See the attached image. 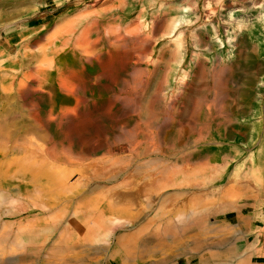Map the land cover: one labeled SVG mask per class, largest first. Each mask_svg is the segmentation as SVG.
<instances>
[{"label":"rangeland","instance_id":"rangeland-1","mask_svg":"<svg viewBox=\"0 0 264 264\" xmlns=\"http://www.w3.org/2000/svg\"><path fill=\"white\" fill-rule=\"evenodd\" d=\"M17 7L0 48L56 54L20 93L0 68V264H197L248 236L264 264V0Z\"/></svg>","mask_w":264,"mask_h":264},{"label":"bare ground","instance_id":"bare-ground-1","mask_svg":"<svg viewBox=\"0 0 264 264\" xmlns=\"http://www.w3.org/2000/svg\"><path fill=\"white\" fill-rule=\"evenodd\" d=\"M20 1H23V0H0V8L1 9H3V7H6V6H11V7H9L10 9L9 10H6V11H1L0 12V19H1V21H4V23H5V25L3 26V28H2V30L4 31V30H8L9 32H12L13 30H14V28H17L19 25H20V22L18 21V22H13V23H10V22H8L10 19H12L14 16H15V13H16V9L15 8H18L17 7V5H18V2L20 3ZM23 3V2H22ZM26 3H29V2H26ZM42 4V3H41ZM25 5H28V4H25ZM20 9V8H19ZM34 10V9H33ZM27 13V12H26ZM25 13V14H26ZM76 13V12H75ZM32 16L30 15L29 16V18H31ZM20 19V18H19ZM92 19V18H91ZM12 21V20H11ZM14 21H16V20H14ZM26 21V20H25ZM89 21V20H88ZM23 22V21H22ZM58 22V21H57ZM27 23V22H26ZM89 23V22H88ZM92 23V22H91ZM90 23V24H91ZM121 23V22H120ZM37 24V23H36ZM98 24V23H97ZM78 25V24H77ZM99 25V24H98ZM90 26V25H89ZM121 26V25H120ZM98 27V26H97ZM96 27V28H97ZM35 28V27H34ZM47 28V27H46ZM70 28V27H69ZM85 28V27H84ZM84 28H82V29H84ZM87 28V27H86ZM22 30V29H21ZM26 30V29H25ZM98 30V29H97ZM102 30V29H101ZM43 31V30H42ZM50 31V30H49ZM52 31V30H51ZM96 31V30H95ZM99 31V30H98ZM39 33V32H38ZM79 33V32H78ZM80 33H81V31H80ZM95 33V32H94ZM1 34V33H0ZM12 34V33H11ZM63 34V33H62ZM86 34V33H85ZM110 34V33H109ZM120 34V33H119ZM10 35V34H9ZM46 35V34H45ZM68 36H69V34H68ZM45 37V36H44ZM5 38V37H4ZM63 38H64V36H63ZM102 38V37H101ZM108 38H109V36H108ZM111 38V37H110ZM115 38V37H114ZM125 38V37H124ZM127 38V37H126ZM54 39V38H53ZM82 39H84V37L82 38ZM96 39V38H95ZM104 39V38H103ZM123 39V38H122ZM130 39V38H129ZM64 40V39H63ZM86 40V39H85ZM101 40V39H100ZM131 40V39H130ZM144 40V39H143ZM7 43H5V45H6V47H5V49L4 50H2L1 48H0V68H5L6 66H5V64L7 63V60H9V59H12V60H10V61H8L9 63H7V71L12 75V76H14V77H20V76H23L24 78H25V84H22V83H19L20 85L18 86V89H17V93H20L21 92V90H19V89H21L22 87H24L25 85H29V84H32L33 82L32 81H36V75H37V73L39 74L40 72H44V70L47 68H45L44 67V64H45V60H47L48 58L50 59V57H49V55L51 54L52 55V53H55V49H52V45H50L51 46V50L49 51V52H47V49H48V46H47V49L46 50H41L39 53H35V54H29L28 53V49H30V47L33 45V44H38V42H39V36H36L35 35V37H28V32H22V33H19V34H16L15 35V33L14 34H12V35H10L9 36V38L7 39ZM82 41V40H81ZM90 41H91V39H90ZM103 41V40H102ZM126 41V40H125ZM67 42V41H66ZM123 42H124V40H123ZM63 43V42H62ZM64 43H65V41H64ZM109 43V42H108ZM127 43H129V42H127ZM145 43V42H144ZM83 44V43H82ZM99 44V43H98ZM121 43H119V45H120ZM146 44V43H145ZM35 45V46H36ZM91 45V44H90ZM89 45V46H90ZM105 45V44H104ZM93 46V45H92ZM98 46V45H97ZM113 46V45H112ZM109 47V46H108ZM107 47V48H108ZM119 47V46H118ZM125 47V46H124ZM209 47V46H208ZM85 48H86V46H85ZM107 48H105V50L107 49ZM82 49V48H81ZM95 49V48H94ZM113 49V48H112ZM127 49V48H126ZM125 50V49H124ZM18 51V53H16ZM37 51V50H36ZM92 52H93V48H92ZM58 53V52H57ZM72 53V52H71ZM80 53V52H79ZM113 53V52H112ZM126 53V52H125ZM18 54H19V56H18ZM56 54V53H55ZM70 54V53H69ZM73 54V53H72ZM82 54V53H81ZM3 56L5 57V58H3ZM80 56V55H79ZM98 56V55H97ZM111 56V55H110ZM119 56V55H118ZM40 57H42V59L40 60ZM61 57V56H60ZM24 58H29V59H31L30 61L28 60L26 63H23L24 62ZM111 58V57H110ZM113 58V57H112ZM99 59V58H98ZM57 60V59H56ZM87 60V59H86ZM110 60H112V59H110ZM99 61V60H98ZM108 61V60H107ZM100 62V61H99ZM59 63V62H58ZM105 63H106V61H105ZM64 64V63H63ZM73 64V63H72ZM102 65V64H101ZM100 68V67H99ZM78 69V68H77ZM138 70V69H137ZM73 71V70H72ZM55 72V71H54ZM101 72V71H100ZM4 73H6V72H4ZM74 73H76V72H74ZM68 74V73H67ZM72 74V73H71ZM141 74V73H140ZM139 74V75H140ZM144 74V73H143ZM142 75V74H141ZM143 77V76H142ZM139 79V78H138ZM101 80V79H100ZM99 80V81H100ZM92 81V80H91ZM107 81V80H106ZM49 82V81H48ZM90 82V81H89ZM139 83H140V81H139ZM2 84H3V82H2ZM5 84V83H4ZM143 84V83H142ZM136 85H138V84H136ZM26 86V87H27ZM45 87V86H44ZM93 87V86H92ZM100 87V86H99ZM159 90V89H158ZM254 93V92H253ZM254 95V94H253ZM34 96V95H33ZM90 96V95H89ZM92 96V95H91ZM159 96V95H158ZM113 97V96H112ZM112 97H110V98H112ZM56 98V97H55ZM54 98V99H55ZM96 98H97V96H96ZM153 98V97H152ZM20 99V98H19ZM92 99V98H91ZM154 100V99H153ZM152 100V101H153ZM37 101V100H36ZM156 101V100H155ZM11 102V101H10ZM54 102H55V100H54ZM69 102V101H68ZM38 103V102H37ZM131 103H132V101H131ZM22 105V104H21ZM24 105V104H23ZM130 105V104H129ZM8 106V105H7ZM96 107V106H95ZM107 107V106H106ZM140 107V106H139ZM145 108V107H144ZM30 109V108H29ZM42 109V108H41ZM5 110V109H4ZM13 110V109H12ZM11 110V111H12ZM40 111V110H39ZM99 112V111H98ZM101 112V111H100ZM34 113V112H33ZM76 113V112H75ZM6 114V113H5ZM76 115V114H75ZM18 116V115H17ZM66 116H68V115H66ZM99 116V115H98ZM102 116V115H101ZM63 117V116H62ZM66 118V117H65ZM86 119V118H85ZM61 121H62V119H61ZM24 122V121H23ZM28 121H26V123H27ZM68 122V121H67ZM3 123V122H2ZM88 124V123H87ZM149 124V123H148ZM18 125V124H17ZM28 125V124H27ZM92 125V124H91ZM153 125V124H152ZM161 126V125H160ZM157 127H159V126H157ZM227 127H228V125H227ZM27 128V127H26ZM1 129V128H0ZM23 129V128H22ZM238 129V128H237ZM21 130V129H20ZM33 130V129H32ZM31 131V130H30ZM130 131V130H129ZM232 131V130H231ZM238 131V130H237ZM21 132V131H20ZM154 132H156V131H154ZM232 133V132H231ZM235 133H237V132H235ZM7 135H8V133H7ZM16 135V134H15ZM33 135V134H32ZM235 135V134H234ZM238 135V134H237ZM42 136V135H41ZM231 136V135H230ZM240 136V135H239ZM13 137V136H12ZM27 137V136H26ZM235 137V136H234ZM22 138V137H21ZM34 138V137H33ZM11 139V138H10ZM17 139V138H16ZM7 140V139H6ZM5 140V141H6ZM47 141V140H46ZM244 141H246L245 140V138H244ZM26 142V141H25ZM23 143V142H22ZM95 143V142H94ZM259 143V142H258ZM257 143V144H258ZM26 145V144H25ZM30 145H31V143H30ZM19 146V145H18ZM21 146V145H20ZM262 147H264V146H262ZM40 148V147H39ZM8 150V149H7ZM12 151V150H11ZM107 151V150H106ZM109 151V150H108ZM63 152H65V151H63ZM68 152H69V150H68ZM75 152V151H74ZM101 152V151H100ZM250 152V151H249ZM30 153H32V152H30ZM61 153V152H60ZM12 155V154H11ZM33 156V155H32ZM113 155H111V157H112ZM23 158V157H22ZM54 158V157H53ZM31 159V158H30ZM112 159V158H111ZM54 161H56V160H54ZM4 162V161H3ZM62 163V162H61ZM22 164V163H21ZM23 164H25V162L23 163ZM9 165V164H8ZM18 165V164H17ZM71 165V164H70ZM61 167V166H60ZM156 167V166H155ZM160 167V166H159ZM72 168V167H71ZM62 169V168H61ZM162 168L160 167V170H161ZM156 170V169H155ZM20 171V170H19ZM57 171V170H56ZM157 171V170H156ZM16 172V171H15ZM57 173V172H56ZM28 175V174H27ZM141 175V174H140ZM153 176V175H152ZM176 176V175H175ZM4 177V176H3ZM6 177V176H5ZM144 178V177H143ZM72 179V178H71ZM11 180V179H10ZM127 180V179H126ZM104 182V181H103ZM165 183V182H164ZM64 185V184H63ZM164 185V184H163ZM102 187V186H101ZM144 187V186H143ZM161 187V186H160ZM78 189V188H77ZM141 190V189H140ZM31 191V190H30ZM141 192V191H140ZM39 194V193H38ZM22 195V194H21ZM19 196V195H18ZM27 198V197H26ZM34 198V197H33ZM94 198V197H93ZM98 198V197H97ZM6 199H7V197H6ZM14 199V198H13ZM20 199V198H19ZM10 200V199H9ZM16 200V199H15ZM31 200H32V198H31ZM11 201V200H10ZM12 201H14V200H12ZM18 201V200H17ZM24 201V200H23ZM34 201V200H33ZM38 202V201H37ZM12 203V202H11ZM6 204V203H5ZM8 204V203H7ZM230 204H232V203H230ZM2 205H4V204H2ZM14 205V204H13ZM12 205V206H13ZM26 205V204H25ZM1 206V205H0ZM147 206V205H146ZM234 208V207H233ZM143 209V208H142ZM29 211V210H28ZM23 214V213H22ZM96 214V213H95ZM237 214V213H236ZM132 215V214H131ZM15 216H17V215H15ZM43 216H44V214H43ZM149 216V215H148ZM32 219V218H31ZM46 219V218H45ZM149 219V218H148ZM33 220H35V219H33ZM46 221V220H45ZM76 222V221H75ZM145 222H147V219H146V221ZM34 223V222H33ZM45 223V222H44ZM47 223V222H46ZM72 223V222H71ZM43 224V223H42ZM70 224V223H69ZM154 224V223H153ZM5 225V224H4ZM47 225V224H46ZM89 225V224H88ZM128 225H129V222L127 221L125 224H122V226H121V230H123V228L124 227H128ZM32 226V225H31ZM71 226H72V224H71ZM9 227V226H8ZM23 227H25V226H23ZM140 227V226H139ZM153 227V226H152ZM155 227H156V225H155ZM182 227V226H181ZM11 228V227H10ZM84 229V228H83ZM184 229V228H183ZM99 230V229H98ZM133 230V229H132ZM135 230V229H134ZM90 231V230H89ZM118 231V230H117ZM178 231V230H177ZM81 232H82V230H81ZM146 232H147V230H146ZM129 233V232H128ZM127 233V234H128ZM175 234V233H174ZM182 234V233H181ZM83 235V234H82ZM173 235V234H172ZM171 235V236H172ZM105 237V242H103L104 241V239H103V243H104V246H103V248H104V250H106L107 248H108V246H110V244H111V241H112V238L109 236V235H104ZM146 236V235H145ZM81 237V236H80ZM141 237V236H140ZM144 237V236H143ZM166 237V236H165ZM88 238V237H87ZM86 238V239H87ZM94 238V237H93ZM171 239H172V237H171ZM170 239V240H171ZM125 240V239H124ZM66 241H68V240H66ZM133 241H134V239H133ZM140 241V240H139ZM154 241V240H153ZM157 241V240H156ZM88 243H90V242H88ZM83 244V243H82ZM130 244V243H129ZM137 244V243H136ZM15 245V244H14ZM48 245V244H47ZM123 245V244H122ZM5 246V245H4ZM85 246H87V245H85ZM124 246V245H123ZM137 246V245H136ZM70 247V246H69ZM94 247V246H93ZM15 248V247H14ZM19 248V247H18ZM53 248H56V247H53ZM76 248V247H75ZM101 248V247H100ZM102 248V249H103ZM133 248V247H132ZM136 248V247H135ZM221 248V247H220ZM4 249V248H3ZM95 249V248H94ZM118 249V248H117ZM121 249V248H120ZM126 249V248H125ZM129 249V248H128ZM148 249V248H147ZM73 250H74V248H73ZM109 250V249H108ZM234 250V249H233ZM229 251L230 253H234V251ZM4 251H6V248L4 249ZM3 251V252H4ZM18 251V250H17ZM54 251V250H53ZM75 251V250H74ZM78 251V250H77ZM222 251V250H221ZM237 251V250H236ZM69 252V251H68ZM219 252V251H218ZM228 252V251H227ZM228 252V253H229ZM18 253V252H17ZM138 253V252H137ZM136 253V254H137ZM220 253V252H219ZM222 253H224L223 251H222ZM18 254H20V253H18ZM21 254H22V252H21ZM49 254V253H48ZM249 254V253H248ZM68 255V254H67ZM10 256V255H9ZM14 256V255H13ZM41 256V255H40ZM129 256H131L130 255V252L129 251H127V249H126V253L125 254H117V255H112L111 254V256L109 257V259H108V262L109 263H107V264H112V263H114L116 260H119V264H128V262H129V260H130V258H129ZM244 256V255H243ZM7 257V256H6ZM11 257V256H10ZM19 257H20V255H19ZM133 257V256H132ZM135 257V256H134ZM216 258L217 256L216 255H211V257H209V258H204V259H202V261H201V263L202 264H222V261L224 260V259H222V261H220L219 259H214V258ZM5 258V257H4ZM15 257H13V259H14ZM141 258V257H140ZM142 259V258H141ZM1 260V259H0ZM63 260V259H62ZM245 260V259H244ZM10 261V260H9ZM231 261H233V260H231ZM235 261V260H234ZM75 263V262H74ZM116 263V262H115ZM226 263V262H225ZM243 263V262H242ZM64 264V263H63ZM223 264H224V261H223ZM241 264V263H240ZM244 264H245V262H244Z\"/></svg>","mask_w":264,"mask_h":264},{"label":"crops","instance_id":"crops-1","mask_svg":"<svg viewBox=\"0 0 264 264\" xmlns=\"http://www.w3.org/2000/svg\"><path fill=\"white\" fill-rule=\"evenodd\" d=\"M241 210H242V207H238L237 206V208L235 209V211H236L235 213L242 214ZM261 221H264V219H261ZM204 247L205 246L203 245V242H202L196 248H189L192 256L196 257L198 259V263L197 264H202L201 263L202 259L209 258V257H211V255H216L217 257L216 258L213 257V258L214 259H219L220 261H222V259H224L223 260L224 264H240V263L244 264V262H245V264H253L254 261L257 264L258 261H259V258H258L259 254L255 252V244L249 242V236H248L247 241L243 242L242 245L231 247V248H225V249H223L225 247V245H220V246L216 247L217 249H220V250H218L220 253L217 251V252H211L208 255H202ZM212 248H215V246L212 247ZM221 250L224 253H222ZM230 250L231 251L233 250L234 253H230L229 252ZM231 260H233V261H231ZM223 261H222V264H223Z\"/></svg>","mask_w":264,"mask_h":264}]
</instances>
